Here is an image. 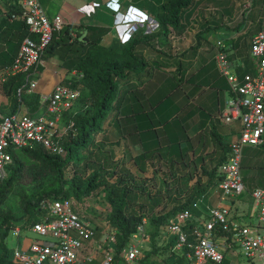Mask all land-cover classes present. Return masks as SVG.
Returning a JSON list of instances; mask_svg holds the SVG:
<instances>
[{
    "label": "crops",
    "instance_id": "0c3cea01",
    "mask_svg": "<svg viewBox=\"0 0 264 264\" xmlns=\"http://www.w3.org/2000/svg\"><path fill=\"white\" fill-rule=\"evenodd\" d=\"M40 1L51 18L61 14L67 24L104 30L101 44L106 47L124 45L133 37H141L144 41L139 45V51L149 62V70L141 76L133 75L120 85L118 99L88 150L89 165L93 164V170L113 172L111 183L121 177L138 182L149 180L157 187L152 193L148 218H143L145 227L151 216L194 202L186 226L190 239L210 235L225 255L221 264H242L240 247L220 228L210 230L208 225L211 211L225 204L231 206L234 220L252 225L258 222L252 192L257 188L264 190L257 184L258 178L264 177L261 168L264 147L248 145L244 148L242 176L245 191L236 198L223 201L218 167L228 158L230 144L239 139L241 122L227 123L220 117L232 92L228 80L222 75L217 55L219 51L226 53L232 72L240 78L255 75L257 65L251 56V39L256 32L252 36L240 35L228 25V21L220 19L221 13L215 11L213 16L209 8L195 3L184 15L186 31L183 35H177L170 27L167 35L161 31L156 37H147L159 31L155 14L166 0H159L156 7L148 0H115L101 5L91 16L80 12L79 7L98 0ZM1 9H4L3 3ZM215 10L222 12L218 7ZM233 12L230 7L224 13L226 17L230 13L232 22ZM18 19L22 21L21 16ZM20 21L10 20L8 25L19 26ZM21 34L22 29L16 33ZM54 57L51 56L49 61L42 59V73L35 93L38 100L28 95L25 97V108L32 114L44 111L46 107L42 105L40 95L52 91L65 77L59 68H53ZM77 203L75 209L84 217L83 207ZM169 222L161 227L159 235L151 236V242L147 243L149 251L139 244L142 250L139 260L151 251L150 264H181L178 259L185 252L189 263L190 249L183 252L173 249L175 237L166 228ZM93 226L97 237L100 230L95 224ZM33 234L30 228L23 231L19 239L22 247H28L37 239ZM96 237L87 244L85 253L96 252L94 264H99L103 249L98 243L113 246L96 240ZM138 240L141 243L140 238ZM138 259L129 262L124 258L119 263L115 260V263L139 264Z\"/></svg>",
    "mask_w": 264,
    "mask_h": 264
},
{
    "label": "built area",
    "instance_id": "2783aa9c",
    "mask_svg": "<svg viewBox=\"0 0 264 264\" xmlns=\"http://www.w3.org/2000/svg\"><path fill=\"white\" fill-rule=\"evenodd\" d=\"M114 1H93L79 7V11L91 16L101 5ZM253 1L247 0L248 9L252 8ZM20 5L21 19L29 33L23 38L14 63L5 66L3 70L13 77L24 74L25 80L16 92L18 107L0 118V183L8 175V167L13 162V150L40 144L51 153H63L59 123L64 113L73 110L82 96L79 87L62 77L52 91L40 95L41 103L46 107L44 111L32 114L26 110L25 95H33L37 91L45 52L54 34L67 23L61 14L51 18L40 0H20ZM251 56L256 62L257 72L240 78L232 72L228 55L221 51L217 55L222 75L228 80L232 92L220 117L227 123L235 120L241 122L239 139L230 144L228 158L218 167L223 201L236 198L245 191L242 176L244 148L248 145L264 146V27L252 36ZM55 71L60 73L59 70ZM73 125L71 120L68 127ZM252 197L258 211L257 223L252 225L234 220L231 206L225 204L211 211L208 228L213 230L218 227L229 235L248 260L264 262V190L255 189ZM75 205V200L66 198L45 202L48 213L30 229L50 239H36L28 247L20 245L12 248L14 264H94L96 255L85 253V249L94 240L97 231L91 221L76 211ZM191 216L190 210H183L166 226L175 237L174 251L190 249L189 264H221L225 255L210 235L190 239L186 226ZM145 224L144 220L133 235L137 240L140 233L144 232ZM12 234L20 239V226L14 227ZM115 234L113 232L107 238L108 243L116 241ZM102 249L104 255L99 264H113L115 251L106 247ZM140 254L139 244L131 245L122 252V256L129 262L136 261Z\"/></svg>",
    "mask_w": 264,
    "mask_h": 264
},
{
    "label": "trees",
    "instance_id": "16d2710c",
    "mask_svg": "<svg viewBox=\"0 0 264 264\" xmlns=\"http://www.w3.org/2000/svg\"><path fill=\"white\" fill-rule=\"evenodd\" d=\"M195 1L166 0L155 14L160 25L159 31L147 37H156L161 31L167 35L171 31L170 27L177 35H183L186 31V26L183 25L184 15L195 4ZM2 3L5 5L4 9H1ZM0 14L2 16L0 29L4 25L7 26L10 20L20 21L18 19L21 16L20 0H0ZM19 26L22 34L25 33V37L29 33L27 25L20 21ZM260 28H256L254 32H258ZM104 34V30L95 27L68 23L54 34L53 41L46 50V53L52 54L51 56H59L63 50L65 51L61 56L65 58L68 67L80 75L79 80L85 88L86 102L79 111H75V106L73 110L65 112L68 115V125L71 120L74 125L67 126V132L61 137L63 153H51L40 144L32 148L12 151L13 162L8 167L7 177L0 183V206L17 182L29 178V184L33 188L31 193L21 194L23 214L17 217L8 212L1 221L3 235L0 264H14L13 249L7 245L5 240L18 224L24 231L34 223L41 221L48 213L44 206L45 202L50 203L54 199L63 198L82 202L100 187L108 185L107 181L101 180V177H105L108 172L105 173L98 169L85 175L77 171L68 179L65 174L66 168L71 165L76 167L83 163L87 164L88 150L95 134L103 129V123L118 99L120 85L123 81H129L133 75L145 74L150 64L139 51V45L144 42L141 37H133L124 45L106 47L101 44ZM19 43L11 44L0 53V62L3 65L14 63ZM15 78L12 85L18 81L17 92V89L24 84L25 75L20 74ZM31 98L38 100L35 94ZM18 105L19 99L15 95L12 99L11 112H14ZM123 179L118 178L115 183L108 186L106 191V200L111 206L109 222L116 233L115 260H117V254L124 259L122 252L128 247L133 235L137 233L138 227L143 224L145 216V213L132 209L129 200L130 186L127 187L128 184ZM147 193L149 194L148 191ZM193 204L194 202H188L164 214L151 216L149 219L151 236L155 238L159 235L161 227L179 212L190 210L192 214ZM183 254L185 255V252ZM151 255L152 252L143 259H138L139 264H150ZM184 255L178 256V261L180 260L181 264H189Z\"/></svg>",
    "mask_w": 264,
    "mask_h": 264
},
{
    "label": "rangeland",
    "instance_id": "374dc122",
    "mask_svg": "<svg viewBox=\"0 0 264 264\" xmlns=\"http://www.w3.org/2000/svg\"><path fill=\"white\" fill-rule=\"evenodd\" d=\"M148 1L153 6L159 3V0H148ZM195 3H197V5H204L203 6L204 8H209L208 11L213 16L215 11L217 12V14L221 13L222 16L220 19L228 21L229 23L228 25L232 29H235V32L240 33V35L242 34L244 35L246 33L245 36H252L253 33H255L254 31L256 30V28L261 27L260 29H262L264 27V0H254L252 3V8L250 9L246 7L247 0H196ZM215 7L221 8L222 12H220L221 10H215ZM230 7H232L234 11L232 13L233 22L231 21L232 18L230 16V13L227 15V17L224 16L225 10L227 9L229 10ZM237 25H239L237 27L239 29H236L235 26ZM5 26L6 25H4L2 29H0V51L2 49H7L11 44L19 43L20 40L25 35V33L19 36L16 35V33H18L21 30V27L16 24L7 25L6 27ZM64 53L65 51L63 50L61 55H63ZM51 55H52L51 53L49 54L48 52L47 53L45 52L43 61H49L51 59ZM61 55L60 54L59 56L55 55L53 59L55 66L53 68L54 69L59 68L62 74L65 76L67 82L69 81V83L73 84V86L80 88L82 97L81 100L78 101L75 108V111H79L86 102V95L84 93L85 88L79 80L80 75L75 70H71L68 67L65 58H63ZM4 67L5 65L3 66V64L0 62V118L9 111H11L12 99L16 95V87L18 85V81L15 82V85L14 84L12 85L13 80H15L16 78L7 75L3 70ZM28 96L32 97V94ZM25 97H27V95H25ZM67 119H68V115L64 113L63 118L59 123V134L61 137L68 130ZM262 152L264 153V149H262ZM256 164H260V162H257ZM91 165L92 166L89 165V161H88L87 164L83 163L76 167L73 165L69 166L68 168H66L65 171L66 178L68 179L71 178L77 171L85 175H89L93 171V164ZM261 168L264 169V164H262ZM110 177L111 178L113 177V172H108L106 177L102 176L101 180L107 181L108 183L107 187L106 184L105 187L104 186L100 187L97 190V192L93 194V196H91L90 198H86L84 201H82V204L80 203L78 204L77 201L75 200V202L78 205L83 207L82 214L84 215V217L99 228L100 231L97 234L96 240L103 241L105 243H107V238L111 236V234L114 232L113 227L112 228L109 227L107 232L102 233V231L110 225L109 213L111 211V206L109 202L106 200V191L108 186L111 185ZM123 181L125 183H128L127 187L130 186L131 193L129 200L131 202L132 209L145 213L144 215L147 217L149 211H151L152 202H153L152 199L153 195H151L150 193H154L155 191H157V187L153 186L152 182H150L149 180L138 182L134 179L127 180L124 178ZM257 184H260L264 188V177L258 178ZM32 188L33 186L29 184V178H26L25 181L17 182L13 190L5 198L2 205L0 206V255L2 253V235H3V227L1 225V221L8 212L12 213L17 217H20L23 214V210L20 202L21 194L25 192L31 193ZM147 191L149 192V194L147 193ZM148 223L145 227V231L140 233L139 235L141 243H139V240H137L133 236L131 238L132 240L129 241L128 246L140 244L142 245L141 247H143L145 251H149L147 243L151 242L152 238H151V228ZM18 226L21 225L18 224ZM32 236L40 240L50 239V237H43L37 234H33ZM5 241L10 248H16L21 245L18 237L14 236L12 232L10 233L9 237L6 238ZM111 245L113 246L112 247L113 249L109 246H105V247L112 249L114 251L116 248L115 246L116 243L114 242V244ZM237 252H239L238 249ZM239 256L241 257L242 264H264V262L260 260H255V261L248 260L247 258L244 257L241 251ZM96 257H97V253H96ZM116 259L118 263L124 260L120 254H117Z\"/></svg>",
    "mask_w": 264,
    "mask_h": 264
},
{
    "label": "bare ground",
    "instance_id": "6f19581e",
    "mask_svg": "<svg viewBox=\"0 0 264 264\" xmlns=\"http://www.w3.org/2000/svg\"><path fill=\"white\" fill-rule=\"evenodd\" d=\"M21 228V227H20ZM21 230H22V228H21ZM12 232V231H11ZM22 235H23V230H22ZM110 244H114V243H110ZM98 245H100V246H102V248H104L105 246H108L107 244H105L104 245V243H102V244H100V243H98ZM128 248H130V246H128L126 249H128ZM125 250V249H124ZM123 250V251H124ZM95 255H96V253H94ZM113 264H115V261H114V263Z\"/></svg>",
    "mask_w": 264,
    "mask_h": 264
}]
</instances>
